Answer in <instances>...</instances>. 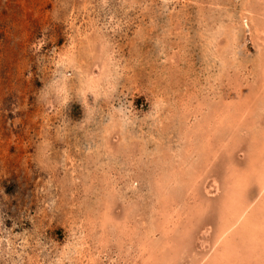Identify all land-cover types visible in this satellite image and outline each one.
I'll list each match as a JSON object with an SVG mask.
<instances>
[{"label":"rangeland","instance_id":"obj_1","mask_svg":"<svg viewBox=\"0 0 264 264\" xmlns=\"http://www.w3.org/2000/svg\"><path fill=\"white\" fill-rule=\"evenodd\" d=\"M263 135L264 0H0V264H264Z\"/></svg>","mask_w":264,"mask_h":264},{"label":"bare ground","instance_id":"obj_2","mask_svg":"<svg viewBox=\"0 0 264 264\" xmlns=\"http://www.w3.org/2000/svg\"><path fill=\"white\" fill-rule=\"evenodd\" d=\"M239 83V82H238ZM262 87V86H261ZM249 100V99H248ZM249 107V106H248ZM247 110V109H246ZM249 130V129H248ZM213 133V132H212ZM264 136V135H263ZM260 146V145H259ZM256 149V148H255ZM259 152V151H258ZM250 162H253V161H250ZM251 165H253L252 163H251ZM262 176V175H261ZM261 176H259V179H260V183H261V181H263V179L261 178ZM239 182H240V180H239ZM238 183V182H237ZM238 185H239V183H238ZM264 186V185H263ZM243 208H244V206H243ZM259 210H261V207H258L257 206V209H256V213L258 214V216H260V213H259ZM235 211H237L236 209H235ZM251 223V221H250V219L248 218V224H250ZM260 228V226L259 225H257V226H253V228H252V230L250 231V233H255V232H257L258 231V229ZM254 235H256V233L254 234ZM224 245V244H223ZM226 256H228V255H226ZM233 256V255H232ZM234 259V258H233ZM229 260V259H228Z\"/></svg>","mask_w":264,"mask_h":264}]
</instances>
